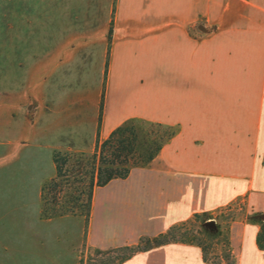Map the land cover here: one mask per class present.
Here are the masks:
<instances>
[{"label":"crops","instance_id":"crops-1","mask_svg":"<svg viewBox=\"0 0 264 264\" xmlns=\"http://www.w3.org/2000/svg\"><path fill=\"white\" fill-rule=\"evenodd\" d=\"M107 3L106 27L90 33L102 52L92 94H42L32 125L57 126L54 151L91 152L103 98L101 142L132 119L179 132L148 166L95 189L83 243L135 245L237 202L264 214V0ZM82 98L84 108L69 109L70 99ZM259 230L244 220L231 224L236 264H264ZM121 264L209 263L200 247L173 243Z\"/></svg>","mask_w":264,"mask_h":264},{"label":"rangeland","instance_id":"rangeland-1","mask_svg":"<svg viewBox=\"0 0 264 264\" xmlns=\"http://www.w3.org/2000/svg\"><path fill=\"white\" fill-rule=\"evenodd\" d=\"M107 1L0 0V264L99 258L83 243V217L41 216L42 187L55 175L49 145L62 133L58 123L35 127L30 112L44 94H92L102 52L90 33L106 27ZM72 99L69 109L84 108Z\"/></svg>","mask_w":264,"mask_h":264},{"label":"trees","instance_id":"trees-1","mask_svg":"<svg viewBox=\"0 0 264 264\" xmlns=\"http://www.w3.org/2000/svg\"><path fill=\"white\" fill-rule=\"evenodd\" d=\"M112 38L113 25L108 32L109 43ZM107 67L106 64V71ZM103 106L102 98L98 140L93 151L53 152L55 175L43 185L41 191L43 219L78 216L83 217L87 225L95 189L116 179H126L135 168L148 166L179 132L177 126L132 119L117 127L101 142L99 135ZM241 219L260 226L256 242L258 248L264 251V214H249L237 202L218 211L217 216L211 213L195 214L190 220L174 225L164 233L154 237H142L135 245L110 250L95 249L99 258L92 263L121 264L137 253L163 245L184 243L200 247L206 263L236 264L230 228L233 222ZM210 220H215L214 227L206 225Z\"/></svg>","mask_w":264,"mask_h":264},{"label":"water","instance_id":"water-1","mask_svg":"<svg viewBox=\"0 0 264 264\" xmlns=\"http://www.w3.org/2000/svg\"><path fill=\"white\" fill-rule=\"evenodd\" d=\"M207 226H210V227H214L215 226V221L214 220H210L206 223Z\"/></svg>","mask_w":264,"mask_h":264}]
</instances>
